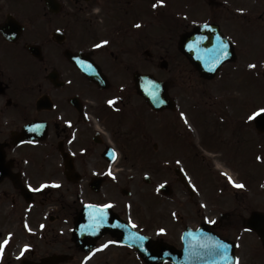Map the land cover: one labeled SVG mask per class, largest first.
I'll list each match as a JSON object with an SVG mask.
<instances>
[{
    "label": "flooded vegetation",
    "instance_id": "1",
    "mask_svg": "<svg viewBox=\"0 0 264 264\" xmlns=\"http://www.w3.org/2000/svg\"><path fill=\"white\" fill-rule=\"evenodd\" d=\"M205 25L229 48L214 74L181 48ZM263 60L264 0H0V264H264V117L248 119L264 69L244 67ZM137 75L161 81L159 111ZM141 164L143 214L117 202ZM107 204L147 260L109 233L74 242L79 212Z\"/></svg>",
    "mask_w": 264,
    "mask_h": 264
},
{
    "label": "water",
    "instance_id": "2",
    "mask_svg": "<svg viewBox=\"0 0 264 264\" xmlns=\"http://www.w3.org/2000/svg\"><path fill=\"white\" fill-rule=\"evenodd\" d=\"M204 32V29L200 30H196V33L198 32ZM192 37L196 38V36L194 34H191L189 37H185L184 39V44H183V51L184 53L194 62L195 61V56H194V50H195V46H194V40L189 41V39H192ZM202 36L199 39V49L197 50V55L200 57L201 54H205L207 55V51L209 47L207 44H205L204 42H202ZM190 42L191 48L190 52L186 51L185 49V45ZM201 46H205L206 49H204ZM225 48V47H224ZM220 49V45L216 44L215 45V54H216V50ZM213 62V61H211ZM210 62V63H211ZM194 64H196L198 67H200V65H202L200 62L195 61ZM217 68V66H215L214 68H210L209 67V71H214ZM208 70V68H207ZM140 81L143 82L144 84V79H140ZM141 86V85H140ZM141 88V87H140ZM146 89H141L139 90V93L147 100V102L151 105V107L153 109L159 110L161 108L162 105V89H161V84L156 81L154 78H152L151 84H149V81H146ZM264 117V113H261L260 115H258L255 118L256 124L257 126L260 124L261 122V118ZM126 192V191H124ZM103 212V218H99L100 217V212ZM111 214V213H110ZM110 222L111 226H107V223ZM121 231V227H120V220L116 215H112L111 214V219L107 217L106 214V210H98V212L96 213V217L95 220L93 222H89L88 219L85 217V211H82L81 214H79V216L76 218V228H75V233H74V239L75 241L81 245L83 248L87 247V244H89L90 242H94L96 241L98 238H100L101 236H103L106 233H111L114 236H117L121 241L126 242V243H130L131 246L135 247L136 250L140 253L141 256H143L145 259H147L149 257V255H151L152 253L150 252V250H152L150 248L149 245H147L146 243H144V239L141 240L139 239V235H137L136 233H124L121 235V237L119 236V233ZM132 237L131 239H129V237ZM141 241V242H140ZM208 239H207V243L206 246H208ZM140 242V243H139ZM220 243L216 242L215 246L217 247V245H219ZM159 245V244H158ZM145 246V247H144ZM192 247V244L190 245ZM161 247V251L160 253L157 254L158 260L160 261L161 259H163V257H165L166 255V250H164V246H160ZM216 257H219L220 255L217 254V251L215 253ZM201 260H204L207 262L206 263H200V264H210L209 260H208V254L204 253L200 255Z\"/></svg>",
    "mask_w": 264,
    "mask_h": 264
},
{
    "label": "rangeland",
    "instance_id": "3",
    "mask_svg": "<svg viewBox=\"0 0 264 264\" xmlns=\"http://www.w3.org/2000/svg\"><path fill=\"white\" fill-rule=\"evenodd\" d=\"M260 61L257 64H249V63L244 64V67H246V69L249 70L250 69L249 65H255V67H252V70H255V71H258L261 73L262 70L264 69V60L262 62H260ZM153 74H155V73L153 72ZM249 81L251 82V84H254V85H252V87L256 89L255 90L256 94L254 95L255 100L256 101H262L264 103V82L261 79H258L255 77H250ZM259 107H264V105L263 106H257V108H259ZM154 142H156V143L159 142V140L156 138L155 135H153L152 144ZM140 167H141V169L139 170L140 174L138 177H139V184L141 186H136V187L120 186V188L127 187L131 191V195H130V197H124L121 194V192H120L121 190H120L117 202L119 203L120 206L134 205L135 210L138 211L139 214H143V212H144L143 203L140 200L143 199V197H144L143 195L145 194L147 187L143 183V177L146 175V173L143 170L144 165L141 164ZM226 176H227V181H229L228 177H231V181H232L231 183L234 182L235 184H240V181H241L240 175L232 174V175H226ZM158 179H160V178H158ZM235 184H234V186H235Z\"/></svg>",
    "mask_w": 264,
    "mask_h": 264
},
{
    "label": "snow or ice",
    "instance_id": "4",
    "mask_svg": "<svg viewBox=\"0 0 264 264\" xmlns=\"http://www.w3.org/2000/svg\"><path fill=\"white\" fill-rule=\"evenodd\" d=\"M161 2H162V0H161ZM155 6V5H154ZM135 27H139V25H135ZM104 43H107V41H104ZM224 51H225V49H224V46L223 45H221L220 46V54L221 55H223L224 54ZM249 67L250 68H252V67H255V65H249ZM108 103L109 104H112L113 103V101H108ZM261 113H264V108H262V109H259V110H257L256 112H254L251 116H249V120H252V119H254L256 116H258V115H260ZM181 115H183V114H181ZM109 175H111V173L109 172ZM225 175H227L226 173H225ZM228 180L230 181V182H232L231 181V177H228ZM234 183V182H233ZM55 186H57L58 187V185H55ZM236 187H243V185H240V184H236L235 185ZM41 187L43 188V187H45L44 185H41ZM39 189H37V191H38ZM89 207H91V205L89 206ZM98 208L100 207V206H97ZM103 208H110V207H112V205L111 204H107V205H103L102 206ZM99 218H103V212L101 211L100 212V217ZM213 223H214V221H212ZM133 227H135V225H133ZM161 232H163L164 230L163 229H161L160 230ZM132 237L130 236L129 237V239H131ZM139 239H141V240H143V239H145L144 237H139ZM4 244H7V240H5L4 241ZM106 246V245H105ZM27 247L28 246H25V250L27 249ZM102 247H104V246H102ZM228 245H226V244H219V245H217V254H219V255H221L222 256V259H224V260H229L230 258H229V256L227 255V251H228ZM0 249H2V246H0ZM21 255H23V253H21ZM232 264H239V258H236L233 262H232Z\"/></svg>",
    "mask_w": 264,
    "mask_h": 264
}]
</instances>
